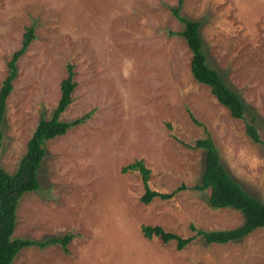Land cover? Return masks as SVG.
<instances>
[{
	"label": "rangeland",
	"instance_id": "374dc122",
	"mask_svg": "<svg viewBox=\"0 0 264 264\" xmlns=\"http://www.w3.org/2000/svg\"><path fill=\"white\" fill-rule=\"evenodd\" d=\"M177 0H0V85L27 27L34 38L17 61L6 99L0 165L12 173L38 120L60 97L66 65L72 102L60 115L89 116L45 143L39 188L24 193L13 237L59 244L26 246L11 264H264V228L228 243L195 237H145L142 225L181 238L194 229H232L244 217L194 190L205 167L195 141L211 137L219 159L250 196L264 203V0H183L179 12L200 23L210 68L248 112L234 118L190 71L191 51L172 14ZM253 123L261 142L246 132ZM141 160L148 186L167 194L143 203L141 176L122 168ZM182 187V188H181ZM177 188L180 190H177Z\"/></svg>",
	"mask_w": 264,
	"mask_h": 264
},
{
	"label": "trees",
	"instance_id": "16d2710c",
	"mask_svg": "<svg viewBox=\"0 0 264 264\" xmlns=\"http://www.w3.org/2000/svg\"><path fill=\"white\" fill-rule=\"evenodd\" d=\"M183 0H177L172 14L183 25L178 35L182 36L191 51L190 71L193 78L209 86L211 93L217 101L225 106L234 118H244L248 112L240 97L225 84L218 72L209 67L203 53V43L199 32L200 23L192 21L179 12ZM33 27H27L23 33L21 44L7 62V72L0 85V154L2 151L3 123L6 112V99L12 90V83L17 75V61L24 54L33 40ZM74 71L72 65H66V76L60 83V97L55 108L48 118L41 117L26 144V150L18 161L16 169L9 173L0 165V264H11L18 250L26 246L45 247L59 244L63 250L71 240L70 234L63 236L45 237L42 240L13 237L15 226V211L21 196L29 191L39 188L38 169L45 156V143L56 137L64 135L71 127L81 124L88 116L85 114L71 121H63L60 115L72 102V92L75 87ZM246 132L255 142H261L253 123H246ZM195 147L205 150V167L200 182L192 187L194 190L210 189L207 198L210 206L214 208L231 207L238 210L244 217L242 225L232 229L209 230L194 229V235L181 238L176 234L164 231L160 226L142 225L141 232L151 238L156 235L163 242L176 241L178 249L186 246L195 237H201L206 243H228L242 239L257 228H264V203L250 196L236 181L232 179L219 159L210 136L195 141ZM136 170L141 176L144 193L140 197L143 203H149L152 198L168 199L171 193L163 194L151 190L148 186L149 169L141 160L127 164L122 168ZM182 188V187H181ZM177 190H180V188Z\"/></svg>",
	"mask_w": 264,
	"mask_h": 264
}]
</instances>
